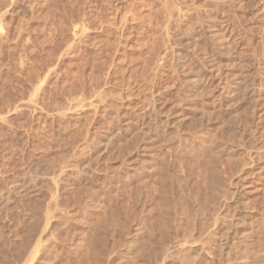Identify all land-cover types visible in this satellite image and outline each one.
Here are the masks:
<instances>
[{"label": "rangeland", "instance_id": "obj_1", "mask_svg": "<svg viewBox=\"0 0 264 264\" xmlns=\"http://www.w3.org/2000/svg\"><path fill=\"white\" fill-rule=\"evenodd\" d=\"M240 262L264 264V0H0V264Z\"/></svg>", "mask_w": 264, "mask_h": 264}, {"label": "bare ground", "instance_id": "obj_2", "mask_svg": "<svg viewBox=\"0 0 264 264\" xmlns=\"http://www.w3.org/2000/svg\"><path fill=\"white\" fill-rule=\"evenodd\" d=\"M224 20V19H223ZM220 21V20H219ZM223 23V22H222ZM224 25V24H223ZM225 26V25H224ZM227 26V25H226ZM224 30H225V28H224ZM226 31V30H225ZM224 32V31H223ZM185 59V58H184ZM184 65H185V63H184ZM187 65V64H186ZM190 67V66H189ZM188 66H187V68L185 69V74L187 75V77H188V79L190 80V81H196L197 79H199L198 78V75H197V73L198 72H196L195 74L194 73H192L193 71H191V69H192V67H191V69L189 68ZM199 70V69H198ZM201 76V75H200ZM207 77V76H206ZM188 80V81H189ZM206 80V79H205ZM189 83V82H188ZM192 83V82H191ZM198 83H199V81H198ZM244 84H246V83H244ZM260 86V85H259ZM249 87H250V85H249ZM191 88V87H190ZM246 88H248V87H246ZM253 88H255V87H253ZM258 88V87H257ZM255 89V90H258V89ZM261 89V88H260ZM259 89V90H260ZM252 90V89H251ZM255 90H253V91H255ZM260 91H262V90H260ZM260 91H259V93H260ZM251 94V93H250ZM261 95V94H260ZM253 96V95H252ZM253 98H255L254 96H253ZM256 98H258V96H256ZM252 100V99H251ZM255 100V99H254ZM71 167V166H70ZM69 168V167H68ZM72 168V167H71ZM61 170H63V169H61ZM60 170V171H61ZM65 172V171H64ZM63 172V173H64ZM61 173V172H60ZM59 173V174H60ZM59 177V176H58ZM218 218V217H217ZM231 226V225H230ZM220 233V232H219ZM221 237V236H220ZM222 238H223V235H222ZM224 239V238H223ZM253 243V242H252ZM201 244V243H200ZM234 244V243H233ZM219 246H221V245H219ZM223 246V245H222ZM230 248V247H229ZM234 248V247H233ZM169 252V251H168ZM227 253V252H226ZM255 253V252H254ZM262 253V252H261ZM235 254V253H234ZM256 255V254H255ZM254 255V256H255ZM170 256V255H169ZM229 256V255H228ZM256 258V257H255ZM236 260H238V259H236ZM188 261V260H187ZM219 261V260H218ZM231 261H233V260H231ZM230 261V262H231ZM234 262V261H233ZM225 263V262H224ZM244 263V262H243ZM228 264V263H227ZM237 264V263H236ZM240 264H241V262H240Z\"/></svg>", "mask_w": 264, "mask_h": 264}]
</instances>
